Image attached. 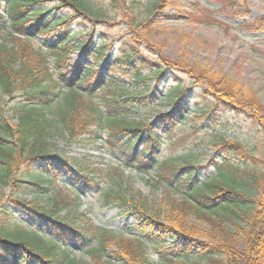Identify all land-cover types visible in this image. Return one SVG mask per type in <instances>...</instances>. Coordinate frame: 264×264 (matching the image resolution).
<instances>
[{"label": "rangeland", "instance_id": "rangeland-1", "mask_svg": "<svg viewBox=\"0 0 264 264\" xmlns=\"http://www.w3.org/2000/svg\"><path fill=\"white\" fill-rule=\"evenodd\" d=\"M88 1L104 16L100 18V23L95 24L89 51L85 47H78L71 56L110 75L119 86L117 91H128L140 99L150 97L145 105L125 118L136 124L149 125L160 134L157 161L192 162L200 167L202 180L231 175L230 168L220 167L226 162L241 168L264 167L262 115L263 121H257L247 113L229 110L230 107L224 104L213 110L208 118L195 110L205 102L213 101L212 94L208 93L212 90L208 88L206 93L204 89L207 82H215L217 87L225 80L234 85L239 102L246 104L255 97L258 104H262L259 111L264 114V25L259 26L256 22L264 21V0H164L158 8H155V3L160 0ZM8 2L2 0L1 15L6 11ZM54 4L45 0L34 9L48 10ZM69 14L71 11L64 8L49 12L47 17L54 15L56 20ZM247 23L254 25L247 27ZM66 26L71 43L79 44L86 38L92 24L88 20L77 19L69 25L57 26L47 35L34 31L31 35L33 44L40 46L46 41L55 42L56 33ZM6 38H9L7 32L0 29V43ZM101 45L107 49L103 56L95 59L94 53ZM131 45L143 56L153 60L162 56L187 67L197 77L194 79L189 73L180 72L158 82L150 70L142 69L141 81L137 82L134 69L139 66L138 63L124 68L106 65L108 58L112 61L121 56ZM178 82L184 83L187 88L192 85L183 97L186 99L190 95V105H184L180 98L173 100L167 94L168 89ZM111 88L114 89V86ZM102 91L104 94L108 92L105 89ZM66 93L65 89L60 88L59 96L52 101L49 112L65 105ZM19 97L11 99L0 89V112L12 124L17 123L13 108L20 103ZM98 98L93 100L98 102ZM222 138L229 142L240 141L257 161L220 145ZM47 147L54 170L45 171L46 176L51 178L45 185L46 189H36L30 183L29 176L24 177L27 181L22 183L24 187L18 192L0 182V209L7 206L9 199L17 198L46 209L59 202L58 214L64 221L84 227L94 235L85 246H81L77 238H70L63 245L77 264H97L90 251L99 245L101 230L107 233L108 238L104 252L97 257L98 264H129L122 251L129 246V240L136 241L140 235L137 227L143 222L137 218L135 211L141 206H146L149 210L147 215L151 218L159 216L156 218H159L157 221L161 225L170 224L177 216L181 225L188 231L194 228L198 231L197 237L206 241L209 225L205 218L191 208L183 214L179 213L180 207L186 209L184 199L180 192L166 189L159 183L157 170L153 166L146 171L140 170L136 164H129L113 153L105 145L104 139L97 140L88 135L72 138L58 122L54 123L47 135ZM241 173H235L233 180L239 181ZM107 192L108 195L112 193L111 198L106 197ZM121 198H125V201ZM11 204L15 217L5 225L9 233L37 228V215L30 208H20L14 202ZM134 205L138 206L137 209L133 208ZM171 205L175 207L174 210ZM43 217L46 216L43 214ZM40 228L46 239L49 238V227L43 224ZM166 239L160 248L146 240L148 254L154 264L160 261L161 252L168 250L173 241L181 243L179 237ZM174 261L179 264L198 261L209 264L206 259H198L196 254L188 259L174 257ZM63 263L66 264L67 260Z\"/></svg>", "mask_w": 264, "mask_h": 264}, {"label": "trees", "instance_id": "trees-1", "mask_svg": "<svg viewBox=\"0 0 264 264\" xmlns=\"http://www.w3.org/2000/svg\"><path fill=\"white\" fill-rule=\"evenodd\" d=\"M43 1L9 0L6 11L0 14V29H5L9 36L0 43V89L11 99L21 98L13 108L16 124L6 120L0 112V182L18 192L24 187L22 183L27 181L24 177L29 176L30 183L36 189H46L45 185L51 178L46 176L45 171L54 168L49 157L47 135L54 123L58 122L72 138L88 135L97 140L104 139L105 145L113 153L129 164H136L140 170L146 171L153 166L157 170L159 183L166 189L180 192L184 199L186 209L180 207L179 213L183 214L191 208L202 215L209 225L204 242L197 237V230L192 228V231H188L179 223L177 216L173 217L176 221L161 225L157 221L159 218H156L159 216H153V219L147 215L149 210L146 206H141L142 209L134 205L133 208H139L135 214L143 224L137 227L140 234L137 240H129V246L123 248L122 253L129 264H154L149 257L146 240L160 248L166 243V237H179L181 243L173 241L168 250L161 252V259L156 264H179L174 257L188 259L195 254L209 264H264V167L241 168L226 162L220 167L230 168L231 175L202 180L200 167L192 162L157 161L160 134L149 125L136 124L125 118L145 105L150 97L140 99L128 91H117L119 86L110 75L71 56L78 47H85L89 51L95 24L100 23L103 13L97 12L88 0H50L55 2L54 7L35 10L34 7ZM163 1L156 2L155 8ZM64 8L69 9L71 14L56 20L54 15L47 17L49 12ZM77 19L88 20L92 24L86 38L79 44L71 43L67 26L56 33L55 42L46 41L40 46L33 44L32 32L47 35L57 26L69 25ZM256 22L259 26L264 25L263 20ZM250 25L254 24L247 23V27ZM106 49L105 45H101L94 58L103 56ZM133 63L139 64L134 69L137 82L141 81L142 69L150 70L158 82L180 72L189 73L194 79L197 77L187 67L162 56L154 60L143 56L133 45L112 61L108 58L106 65L124 68L131 67ZM224 81L217 87L215 82H207L204 89L206 93L212 90L208 93L212 94L213 101L198 106L196 112L208 118L213 110L224 104L230 107L229 110L247 113L257 121H263L261 115L264 118V114L260 112L262 104H258L255 97L246 104L239 102L234 85ZM59 87L67 92L64 95L65 105L49 112L52 101L59 96ZM190 87L178 82L168 89L167 94L173 100L180 98L184 105H190L189 94L183 99ZM104 89L108 91L106 94L102 91ZM202 96L207 99L205 95ZM95 97H99L98 102L93 100ZM260 123L264 125V121ZM220 141L219 144L227 149L257 161L240 141L229 142L224 138ZM239 171L242 172L239 181L233 180L234 174ZM108 194L106 197L111 198L112 193ZM121 199L125 201V198ZM11 202L20 208H30L37 215L36 229L19 230L16 234L5 229V225L15 217ZM59 212V202L46 209L20 198L9 199L7 206L0 209V264H65V259L66 264H77L63 245L70 238H77L80 245L85 246L94 235L84 227L70 225L59 216ZM43 224L51 231L47 239L40 228ZM101 231L99 245L90 251L97 264V257L104 252L108 238L107 233Z\"/></svg>", "mask_w": 264, "mask_h": 264}]
</instances>
